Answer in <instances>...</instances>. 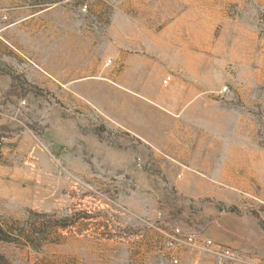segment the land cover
<instances>
[{"label": "rangeland", "instance_id": "obj_1", "mask_svg": "<svg viewBox=\"0 0 264 264\" xmlns=\"http://www.w3.org/2000/svg\"><path fill=\"white\" fill-rule=\"evenodd\" d=\"M42 9L1 32L66 88L0 100L41 151L0 152V264H264V0H0V28Z\"/></svg>", "mask_w": 264, "mask_h": 264}, {"label": "crops", "instance_id": "obj_2", "mask_svg": "<svg viewBox=\"0 0 264 264\" xmlns=\"http://www.w3.org/2000/svg\"><path fill=\"white\" fill-rule=\"evenodd\" d=\"M11 1V0H10ZM13 1V0H12ZM11 13L9 12V19L11 20ZM48 12L44 9L38 11H28L14 21H10L8 25L0 28V100L14 99V98H29L33 92H50L56 98H59V92L63 93L65 80L60 78L57 72H52L48 68L50 66H63L65 58L59 53L49 54V45L40 44V53L26 54L18 48L17 45L7 42L3 39L1 32L17 25L20 21H26L37 16L46 15ZM5 17V16H4ZM37 49V47L35 48ZM25 54V55H24ZM70 80L67 83H73ZM72 92L75 90L72 88ZM1 123V122H0ZM18 126H4L0 124V133L10 132L12 137L1 144L0 152L6 158L11 160L28 161L31 157L41 154L36 142L25 141L26 131H21L16 134L14 131L18 130ZM13 136H15L13 138ZM17 138H19L17 140ZM204 156V154H202ZM204 159V158H203ZM196 163V160H194ZM204 163V160H201ZM191 176H185L180 180L177 188L183 195L189 196H204L206 193L204 188V181H208L214 176L204 174V166L200 169L190 167ZM196 181L201 186L193 185L192 181ZM206 187L209 188V183Z\"/></svg>", "mask_w": 264, "mask_h": 264}, {"label": "built area", "instance_id": "obj_3", "mask_svg": "<svg viewBox=\"0 0 264 264\" xmlns=\"http://www.w3.org/2000/svg\"><path fill=\"white\" fill-rule=\"evenodd\" d=\"M169 81H170V76L169 75L163 78V83L164 84H167ZM227 91H228L227 90V86H223L221 88V90H220V93L223 94V93H225ZM4 140H5L4 136H0V143L3 142ZM203 243H204V247H207V246L210 245L211 242H210V240H204ZM220 252H221V254L224 257H228V258L233 257V255H234L233 251L230 248H226V247L220 248ZM174 262H176V260H174Z\"/></svg>", "mask_w": 264, "mask_h": 264}]
</instances>
